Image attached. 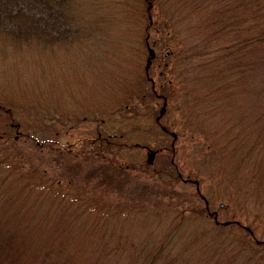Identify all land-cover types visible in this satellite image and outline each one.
<instances>
[{
    "label": "rangeland",
    "instance_id": "1",
    "mask_svg": "<svg viewBox=\"0 0 264 264\" xmlns=\"http://www.w3.org/2000/svg\"><path fill=\"white\" fill-rule=\"evenodd\" d=\"M120 1L75 0L70 11L80 31L52 47L33 40L14 49L0 37V100L8 99L21 131L57 140L45 146L22 137L2 147L36 169L31 194L38 199L18 206L33 207L37 218L66 206L72 222L74 212L87 207L75 228L85 224L89 234L96 232L94 209H114L100 208L106 222L94 234L103 243L111 238L109 245L129 237L111 264H139L142 256L125 253L143 245L149 264L150 258L153 264H264V163L243 164L237 143L208 145L216 130L224 129L217 138L226 137L227 122H243L247 133L253 107L247 76L232 104L228 91L198 107L189 102L192 92L208 89L207 78L194 82L212 72L207 59L228 50L225 38L206 32L204 17L227 9L230 0H152L151 18L140 2L135 10ZM150 48L152 80L163 97L123 107L117 78L127 68L143 69ZM241 71L238 65L232 72ZM0 119L8 120L4 113ZM42 119L49 126L42 127ZM100 246L95 251L111 248Z\"/></svg>",
    "mask_w": 264,
    "mask_h": 264
},
{
    "label": "trees",
    "instance_id": "2",
    "mask_svg": "<svg viewBox=\"0 0 264 264\" xmlns=\"http://www.w3.org/2000/svg\"><path fill=\"white\" fill-rule=\"evenodd\" d=\"M227 1L229 0H224L223 3ZM74 2L75 0H0V37L6 36L9 40L8 44L14 49L20 46L31 47L33 40H37L43 47H52L62 39L69 40L75 32L80 31L79 26L76 25L77 17L70 11ZM122 2L134 3L135 10L139 9L137 7L140 2L139 5H144L143 13H149L148 16L151 18L152 0H121L120 3ZM226 6L227 9L225 6L218 7L220 9L214 8L210 15L204 17L203 25L211 38H225L224 49L228 50L207 59L209 67L213 68L212 72H201L197 78L194 77V82H202L203 78H207L209 81L205 82L209 83L208 89L198 95L192 92L191 96L195 98L190 97L189 102L192 106H197L204 98L208 101L213 100L214 93L228 91L230 96L233 95L228 100L232 104L234 94L241 88V80L246 75L248 92H251L248 103L253 106L250 108L251 113L249 109L247 133L244 134L243 122L235 124L227 122L225 126H229V129L225 130L226 137L223 140L217 138L220 131L224 129L216 130L213 143L210 141L208 145L219 147L224 141L228 145L237 143L244 152L243 164L252 160L253 164L264 163V156L257 155L260 151H264V77H262L264 74V0H230ZM225 9L227 11L223 13ZM137 12L142 14V10ZM226 28L228 31L224 34L223 31ZM147 44H149L148 40ZM152 58L149 51L146 66L143 69L137 68L132 72L131 68H127L128 74L117 78L122 80L117 84L124 92V96L118 100L125 99L122 103L123 107L135 101H148L147 98L156 100L163 97L164 92H159L152 80ZM238 65L242 71L234 75L232 71ZM250 74L254 75L253 79L248 78ZM128 75L131 76L127 78ZM236 86L238 87L235 88ZM167 95H171L170 91ZM7 100H0V113L6 114L8 118V120L0 119V264H111L112 257H118L123 254L124 249L126 250L125 246L121 251H118L117 247H122L121 243H127L129 237L119 243L112 240L109 245L111 238L103 243L102 237L94 235L102 230L106 222L104 213L100 211L110 209L106 205L94 209L95 218L92 224L97 226L96 232H90V234L84 230L85 224L77 230L75 228V225L82 221V212L87 207L76 210L75 219L72 222L71 216H67L66 206L57 207L58 211L56 210L53 214L48 212V208L44 210V215L38 218L33 207L21 210L18 206L25 198L38 199L31 194L37 186L34 178L36 169H27L20 157L14 156L11 148L2 147L9 146L11 140L15 142L22 137H32L36 145L42 143L45 146L54 145L57 140L52 135L41 140L35 135L33 129L29 130L30 132L21 131L19 121L13 116L14 108L8 104ZM39 122L42 127L49 126L47 119ZM14 129L16 131L13 134ZM234 129L237 131L233 132ZM108 139L106 138V143L110 142ZM25 187H29L31 191H27ZM101 244H107L106 247H111L110 250L95 251L102 247ZM143 246L125 255L130 259H133L134 255L142 256L139 264H149L147 261L149 254L147 252L142 254L145 249ZM154 252L157 253V249ZM150 261L153 264L151 258ZM113 264H132V260L124 263L117 261Z\"/></svg>",
    "mask_w": 264,
    "mask_h": 264
},
{
    "label": "water",
    "instance_id": "3",
    "mask_svg": "<svg viewBox=\"0 0 264 264\" xmlns=\"http://www.w3.org/2000/svg\"><path fill=\"white\" fill-rule=\"evenodd\" d=\"M150 51H151V52H153V50H152V49H151ZM154 153H155V151H152V152H151V154H154Z\"/></svg>",
    "mask_w": 264,
    "mask_h": 264
}]
</instances>
